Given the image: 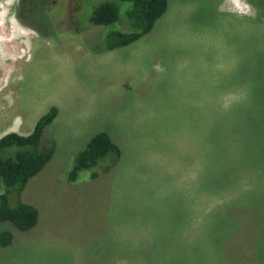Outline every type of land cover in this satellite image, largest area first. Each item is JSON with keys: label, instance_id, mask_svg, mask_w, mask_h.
Returning a JSON list of instances; mask_svg holds the SVG:
<instances>
[{"label": "rangeland", "instance_id": "rangeland-1", "mask_svg": "<svg viewBox=\"0 0 264 264\" xmlns=\"http://www.w3.org/2000/svg\"><path fill=\"white\" fill-rule=\"evenodd\" d=\"M0 1V133L28 134L58 109L41 137L50 160L7 193L37 223L0 221L12 234L0 264H264V164L248 153L252 114H264L263 4L167 0L148 33L106 49L102 33L132 28L126 1L104 0L119 18L94 29L90 7L103 0H83L73 28L66 0L32 10V25ZM99 131L120 155L69 180Z\"/></svg>", "mask_w": 264, "mask_h": 264}, {"label": "trees", "instance_id": "trees-1", "mask_svg": "<svg viewBox=\"0 0 264 264\" xmlns=\"http://www.w3.org/2000/svg\"><path fill=\"white\" fill-rule=\"evenodd\" d=\"M82 1L83 0L77 1V9L73 11L72 14L77 15V13H79V7H82ZM121 1L129 3L128 7L123 10V13L131 23L132 28L128 31H122V29H124L122 28L106 34L102 33L106 41V49H114L127 45L148 33L153 28L157 19L166 11L168 6L167 0ZM258 2L263 4L261 8L264 15V0H258ZM93 3L91 4L92 7H90V16L88 18L90 28L94 29L96 25H107L118 20L119 13L116 3L104 0L99 2V4L96 3V5H93ZM69 17L71 18L70 21L74 18L70 15ZM73 24L74 22L72 21V23H70V28L74 27ZM262 70L264 69L254 67L255 73H263L261 72ZM262 90H264V88ZM254 96L256 102H262L264 105V93L257 95L254 93ZM57 112L58 109L56 106H50V108L37 119L31 132L26 135L17 132H9L0 137V188L3 185L5 190L4 193L0 195V221H9L20 231H27L36 225L38 216L37 209L21 201L16 206H10L7 193L14 189L16 194L20 195L26 182L50 160L53 149L51 146L41 145V137L46 126L56 117ZM251 121L252 123H258L255 124V126H259L258 132L260 133L257 137L255 135L251 139L254 143V147L252 148L251 145H249L248 153L254 154L253 159L255 160L256 167H258L259 161H262L264 164V126H261V124H264V114L259 112L256 113V115L252 114ZM257 148L262 151H256ZM108 154H112V157L117 158L120 155L118 145L111 139L107 132H96L89 138L84 148L76 155L74 166L68 174V179L74 180L80 170L92 168L100 159H103ZM11 239L12 234L9 231L0 232L1 246L8 245ZM247 239L251 241L252 238L247 237ZM253 239L255 240L256 238ZM262 247L263 246L256 248L258 260L262 258V251L260 250ZM257 259L249 257L248 262L256 263ZM259 262L261 263V261Z\"/></svg>", "mask_w": 264, "mask_h": 264}, {"label": "flooded vegetation", "instance_id": "flooded-vegetation-1", "mask_svg": "<svg viewBox=\"0 0 264 264\" xmlns=\"http://www.w3.org/2000/svg\"><path fill=\"white\" fill-rule=\"evenodd\" d=\"M77 1L78 0H66L65 7H68L67 9L71 13V16L72 12L77 9ZM9 2L10 5L6 9V15L13 14L17 22L21 21L23 24L30 25L38 24V22L33 19L35 17L31 15V11L38 9V6H42L46 10H55L60 6V3L58 4V0H26L27 3L25 0H10ZM0 6H2L1 1Z\"/></svg>", "mask_w": 264, "mask_h": 264}, {"label": "crops", "instance_id": "crops-1", "mask_svg": "<svg viewBox=\"0 0 264 264\" xmlns=\"http://www.w3.org/2000/svg\"><path fill=\"white\" fill-rule=\"evenodd\" d=\"M9 125H10V124L5 125L3 129L10 127ZM9 132H10V131H6V130H4V131H2V133H0V134H3V135H4V134L9 133ZM12 132H17V133H20V134L23 133V132H20V131L15 130V129H12ZM27 133H28V132H27ZM24 135H26V134H24ZM0 136H1V135H0Z\"/></svg>", "mask_w": 264, "mask_h": 264}, {"label": "bare ground", "instance_id": "bare-ground-1", "mask_svg": "<svg viewBox=\"0 0 264 264\" xmlns=\"http://www.w3.org/2000/svg\"><path fill=\"white\" fill-rule=\"evenodd\" d=\"M15 31V30H14ZM3 58V57H2ZM7 60V59H6Z\"/></svg>", "mask_w": 264, "mask_h": 264}]
</instances>
